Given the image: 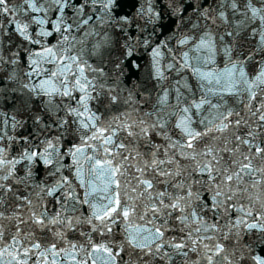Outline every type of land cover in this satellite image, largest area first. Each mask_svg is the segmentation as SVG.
Listing matches in <instances>:
<instances>
[{
    "label": "clouds",
    "instance_id": "1",
    "mask_svg": "<svg viewBox=\"0 0 264 264\" xmlns=\"http://www.w3.org/2000/svg\"><path fill=\"white\" fill-rule=\"evenodd\" d=\"M30 2L41 9L35 16ZM17 22L27 25L23 33ZM201 39L196 55L207 62L193 59L189 67L183 53ZM37 48L53 52L37 57ZM194 67L215 75L201 78ZM261 114L264 0H7L0 5V247L12 238L23 247L75 242L80 258L97 264H209V255L211 264H256L264 227L248 228L244 214L247 223L264 225V153H251L248 174L234 173L250 153L244 140H264ZM96 128L113 136L108 146L119 175L105 167L110 187L93 168L96 158H107L105 145L91 139ZM188 136L195 137L191 147ZM208 162L215 179L203 170ZM91 181L101 190L92 191ZM117 191L121 212L97 220ZM177 199L185 211L169 207ZM124 208L132 210L128 218ZM137 223L163 228L165 248L140 247L147 241L129 231ZM172 237L187 248L171 247ZM97 241L115 255L89 257ZM217 243L223 250L214 254ZM9 260L5 253L3 264Z\"/></svg>",
    "mask_w": 264,
    "mask_h": 264
},
{
    "label": "snow or ice",
    "instance_id": "2",
    "mask_svg": "<svg viewBox=\"0 0 264 264\" xmlns=\"http://www.w3.org/2000/svg\"><path fill=\"white\" fill-rule=\"evenodd\" d=\"M117 4L121 3V0H116ZM7 3V0H0V5H4ZM77 3H79V0H77ZM30 7H33V16H35V14L37 12H40L41 9L39 7H35L34 5L29 4ZM4 11L7 12L8 9L5 7ZM63 11H67V7L65 6L63 8ZM148 12H151L152 9L149 6L147 8ZM53 15L55 16L56 13H53ZM37 23H47L48 27L51 28L52 24L50 22L47 21H42L40 20L39 17H37L36 20ZM16 29L18 32L23 33L25 28L27 27V25L21 24L19 22L16 23L15 25ZM57 30H59V24L57 23L56 25ZM181 44H185L187 43V39L185 40H181L180 41ZM205 41L203 39H201V41L199 42V44L193 46V50L192 53L190 54L189 52H185L183 53L186 61L189 62V67H191V60L195 59L197 64H199L201 61L203 62H207V57L205 56H201V55H196V53L200 52V45L204 44ZM53 52V50L51 48H37L35 55L37 57H39L41 54H47V53H51ZM59 59L61 60V62H63V60L66 59V57H59ZM33 63H37V61L34 59L32 61ZM81 72L83 73L84 70V66L81 65L80 66ZM193 72H199L201 75V78L204 79H211L215 74L210 72V71H206V70H202L198 67H194L192 68ZM55 75V74H54ZM217 79H219V77H216ZM65 80H67V77H65ZM77 84H80V80L79 78H77ZM81 88L82 89H86L87 88V84H81ZM55 89H49V91H54ZM68 94V90L65 89L64 90V95ZM252 97L255 98V93H252ZM81 99H83V97H81ZM203 99H201V104L203 103ZM194 106L199 108L201 106V104H197L195 103V101L193 102ZM81 116H86L87 119H91V115L88 113H80ZM228 119H231V113H229ZM260 119L261 121H264V114L260 115ZM94 123V122H93ZM236 123L238 124L239 121H236ZM85 127H87V124L84 125ZM200 133L197 132V136ZM251 135V134H249ZM91 139L93 141H95L96 139H99L101 141V143L103 145H105L104 147V156L107 157L106 159H102V158H96L93 164V168L96 170H101L98 172L97 175V179L100 181V184L106 185L108 187L111 186V184L109 183V181L106 179L107 177V172L103 171L105 169L106 166H109L108 170L111 172V176L112 177H117L119 175V165H116L115 162L113 161V159L110 156V153L112 152L111 147H109L108 145L110 144V142L113 140V136L108 132L107 129L105 128H96L95 129V133L94 135L91 137ZM195 137L193 136H188V141H187V146L191 147L193 144ZM244 144L248 146V148L250 149V153L249 155L245 156L242 158V161L239 163L238 169L237 171L234 173L235 177L237 179L240 178L241 174H248L251 169H252V164H251V153H256V154H261L264 153V140H261L259 145H256L253 143L252 140L250 139H245L244 140ZM78 150L83 149L88 147V145H77L76 146ZM92 147H95V144L92 145ZM120 147H123V145H120ZM89 159H91V157H88ZM162 162V161H161ZM139 170V169H138ZM203 170H206L208 172V175L210 177H212L213 179H215L214 175H213V168H212V163L208 162L203 166ZM233 175H227L225 177V182L228 183L229 185H231L232 181H233ZM112 183L115 184V186L118 188L119 187V180L115 179L112 181ZM142 184H144L149 190H151V188L153 187L151 180L148 179H144L141 181ZM91 189L92 191H100V185H98L95 181H91ZM219 186L217 185V188ZM188 195H191V192L189 191ZM222 195L221 192L217 191V193L212 197V206L215 207L216 206V202L217 199ZM160 196L163 197L164 193L161 192ZM161 203H165V201L162 199ZM179 212H183L185 211V207L180 203V199L177 200H173V202L169 205V207L173 208V209H177ZM94 207H98V205H94ZM240 211H243L242 207L239 209ZM151 211L153 213H156L159 211V205L157 204H153L151 207ZM121 212V200L119 198V192L117 191L115 193V198L114 200L111 202L110 206L106 207V209L101 212L99 215L96 216L97 220H104V219H108L111 218L114 214ZM132 210L128 209V208H124L122 211V216L125 218H128L131 215ZM145 215H147V210L145 212ZM247 213L244 214V218H245V222H246V226L248 228H257V227H264V225H259L257 224L255 221H253L252 223H247ZM192 219L194 221H198L199 217L198 215L195 213V211H193L192 213ZM42 222V218L38 217L37 218V223ZM240 218L238 217L236 219V223L237 225L240 224ZM212 227H215V225H213ZM129 231H135L137 234H140V238L143 241H147V243H141L139 246L140 247H147L149 251H151V247H149V245H151L152 243H155V247L156 249L159 251L160 249H164L165 248V244L162 242L163 241V237H165L167 235V233L165 232V230L159 226H157L155 229L151 228L150 223L149 224H145V225H140L139 223H137L135 226L129 225ZM189 236H191V233H189ZM157 237L160 238V242H157ZM131 239L133 240V242H135L136 237L132 236ZM192 244H196L199 242V238H193L191 240ZM171 247L175 248V249H186L187 248V243L185 242L184 239H177L176 237H172L171 241H170ZM205 248L208 247L207 244L203 245ZM223 250V245L217 243L216 247H215V253L214 254H219L221 251ZM35 252V255H33L32 253ZM5 253H7V255L10 257V260L8 261V264H32L33 261H35V264H61V260L58 259V257H66L67 259V264H97L96 259L95 258H91V259H81L79 256V251L77 248V245L75 244V242H73L70 247L65 248V247H59L56 244H49L47 246V248H44L42 243L40 241H36L35 243L31 244L28 247H23V242H20V245L17 246V241L15 240V238L11 239V244L7 245L5 247H0V264H3V257L5 255ZM92 253H103L104 256L106 257H111L113 255H115V250L113 248H110L107 246L106 243L102 242V241H97V242H93L90 246V251L88 252V256L91 257ZM167 254V253H166ZM209 264H211L212 261V255H209L207 257ZM256 264H264V250L261 251L260 255H257L254 257ZM103 264H108V260L104 259L103 260Z\"/></svg>",
    "mask_w": 264,
    "mask_h": 264
}]
</instances>
